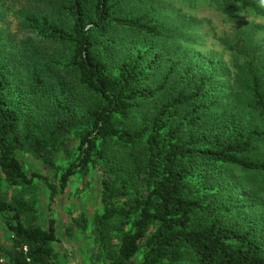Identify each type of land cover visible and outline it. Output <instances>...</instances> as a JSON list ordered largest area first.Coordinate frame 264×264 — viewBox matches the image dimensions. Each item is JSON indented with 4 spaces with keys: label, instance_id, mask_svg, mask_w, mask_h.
I'll return each mask as SVG.
<instances>
[{
    "label": "trees",
    "instance_id": "1",
    "mask_svg": "<svg viewBox=\"0 0 264 264\" xmlns=\"http://www.w3.org/2000/svg\"><path fill=\"white\" fill-rule=\"evenodd\" d=\"M112 1L29 0L18 13L22 40L10 33L7 43L0 31L4 180L43 178L52 201L71 176L98 169L101 209L73 218L69 229L91 228L96 261L264 264V197L241 203L227 190L234 170L264 173V71L252 57L243 107L217 99L214 73L157 43L173 38L160 18L123 13L114 8L123 0ZM222 1L258 11L249 0ZM20 150L53 169L54 180L28 176ZM61 151L64 168L55 160ZM0 217L12 234L0 242V264H63L55 220L41 227L36 208L1 184Z\"/></svg>",
    "mask_w": 264,
    "mask_h": 264
},
{
    "label": "rangeland",
    "instance_id": "2",
    "mask_svg": "<svg viewBox=\"0 0 264 264\" xmlns=\"http://www.w3.org/2000/svg\"><path fill=\"white\" fill-rule=\"evenodd\" d=\"M249 1L256 2L257 12L240 2H234L227 9L222 0H123L114 8L129 14L142 10L153 12L173 36L157 42L165 46L166 53L184 56L185 60L214 73L217 77L214 88L220 90L215 98L228 101L234 97V104L241 108L246 99V89L242 88L243 72L252 57L253 66L260 73L264 71V6L260 5V0ZM28 4L29 0H0V31L6 34L7 43L12 39L10 33L18 34L22 40L24 34L19 30L18 13ZM162 68L167 69V63H163ZM259 153L264 157V150ZM18 158L28 176L41 174L49 181L54 180L55 171L33 153L20 150ZM55 160L63 168L68 164L63 151ZM234 173L237 183L229 180L227 190L234 191V197L241 203H260L264 197V173L245 170H234ZM0 184L11 196L23 197L36 208V222L41 227L47 229L50 219L55 220L59 240L54 245L63 264H110L105 256L101 261L95 260L97 249L91 228L69 233L74 226L73 218L84 214L90 220L101 209V172L98 169L71 176L64 193L52 201L47 182L40 177H35L32 183L8 185L0 172ZM259 217L264 225V214ZM31 218L25 216L23 221L29 223ZM112 225L110 233L113 234V248H116L121 232L117 229L119 224ZM11 235L0 217V242L8 243ZM142 256L139 252L136 259L139 261Z\"/></svg>",
    "mask_w": 264,
    "mask_h": 264
},
{
    "label": "clouds",
    "instance_id": "3",
    "mask_svg": "<svg viewBox=\"0 0 264 264\" xmlns=\"http://www.w3.org/2000/svg\"><path fill=\"white\" fill-rule=\"evenodd\" d=\"M260 5L264 6V0H260Z\"/></svg>",
    "mask_w": 264,
    "mask_h": 264
}]
</instances>
